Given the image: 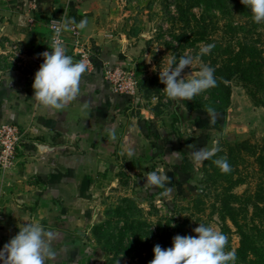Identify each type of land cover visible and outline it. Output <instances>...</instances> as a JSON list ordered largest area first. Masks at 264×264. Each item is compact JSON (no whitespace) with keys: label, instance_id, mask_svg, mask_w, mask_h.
Masks as SVG:
<instances>
[{"label":"rangeland","instance_id":"rangeland-1","mask_svg":"<svg viewBox=\"0 0 264 264\" xmlns=\"http://www.w3.org/2000/svg\"><path fill=\"white\" fill-rule=\"evenodd\" d=\"M195 2L199 7L189 9L191 0H109L99 8L102 35L127 47L126 64L114 67L116 93L126 96L154 147L139 146V181L122 172L120 185L103 198L102 222L88 245L105 264H150L157 244L169 248L176 235H194L199 223L228 236L226 250L236 252V264H264V23L253 22L242 0ZM186 11L196 16V32L181 22ZM185 54L199 58L182 77H195L206 64L217 85L174 101L163 92L160 70L172 55ZM217 145L221 151L193 163V146ZM178 149L185 157L179 168L165 159ZM220 157L230 172L214 163ZM156 169L169 176L168 187L145 189L144 176Z\"/></svg>","mask_w":264,"mask_h":264},{"label":"crops","instance_id":"crops-1","mask_svg":"<svg viewBox=\"0 0 264 264\" xmlns=\"http://www.w3.org/2000/svg\"><path fill=\"white\" fill-rule=\"evenodd\" d=\"M108 1L0 0V127L12 123L24 135L14 164L0 169V242L8 243L20 226L39 222L56 233L57 255L47 264H105L103 254L88 245L91 230L102 222L103 198L120 185L122 172L139 181L138 151L154 148L126 96L100 74L126 64L123 41L106 38L99 25V8ZM85 17L88 26L78 29L79 41L95 57L87 64L80 96L63 110L36 107L32 84L42 53L51 51L53 21ZM62 37L67 54L83 59L72 33ZM180 149L173 160L165 156L178 168L185 158Z\"/></svg>","mask_w":264,"mask_h":264},{"label":"clouds","instance_id":"clouds-1","mask_svg":"<svg viewBox=\"0 0 264 264\" xmlns=\"http://www.w3.org/2000/svg\"><path fill=\"white\" fill-rule=\"evenodd\" d=\"M68 3V0H65ZM251 9L254 23H264V0H242ZM88 26L85 17L79 22L74 18H64L53 24L51 51L42 53L44 62L35 73L32 88L36 107L51 110H63L71 102L77 100L81 94V81L88 65L83 60H76L67 54L62 35L73 29L83 30ZM215 44H206L200 49V54L210 53ZM199 58L185 54L177 57L172 55L166 65L160 70V81L165 85L163 92L172 100H191L217 85L215 69L208 65L199 68L195 77H182L186 67H191ZM87 104V101H85ZM209 113H213L209 109ZM111 140L117 139L115 130L109 133ZM126 139V138H125ZM221 151L217 145L213 148H195L189 153L194 164L210 159L214 153ZM131 155V152L129 153ZM214 163L223 171L230 172L231 165L226 158L215 159ZM144 188L164 187L169 180L166 173L150 171L146 173ZM170 189L165 192V195ZM194 235H176L172 246L162 248L157 244L154 249V259L150 264H236L237 254L233 250H226L228 236L214 229L211 225L199 223ZM56 233L46 230L39 222L22 225L8 243L0 249V264H47V260L57 255L52 246Z\"/></svg>","mask_w":264,"mask_h":264},{"label":"built area","instance_id":"built-area-1","mask_svg":"<svg viewBox=\"0 0 264 264\" xmlns=\"http://www.w3.org/2000/svg\"><path fill=\"white\" fill-rule=\"evenodd\" d=\"M64 3L65 0H62ZM55 23H59L56 22ZM53 24L54 21L51 25V28L53 29ZM73 37L76 39L75 42V50L77 51V55H80L83 60L88 65H93L92 61L94 59V55L90 52V50L85 49L86 47L81 44L79 41V31L78 29H73L71 31ZM64 40L65 46L66 41ZM51 46H52V41H51ZM100 74L104 75L106 77L108 83L112 86L113 90L115 92H118L120 89V86H117V81L119 72L115 68H107V69H102L100 71ZM24 140V135L21 131V129L12 123L4 124L0 127V169H7L11 167L14 164V161L16 159V156L18 154V151L22 149V144ZM4 247V244L0 242V249Z\"/></svg>","mask_w":264,"mask_h":264},{"label":"trees","instance_id":"trees-1","mask_svg":"<svg viewBox=\"0 0 264 264\" xmlns=\"http://www.w3.org/2000/svg\"><path fill=\"white\" fill-rule=\"evenodd\" d=\"M197 1V0H195ZM193 0H191V3H190V6H189V9H191L192 7H196L198 8L199 5H198V2H195ZM189 11H186V15L183 17V20L181 21L184 25V27L187 29V31L191 30V32H196L195 29L197 28V24L195 23H192L194 21H196V16H193L191 14H188ZM195 17V18H194ZM195 26V27H194ZM241 31H243V28H239ZM225 82V80L223 81V83ZM221 85H224V84H221ZM248 214V212H247ZM253 215H255V212L253 213Z\"/></svg>","mask_w":264,"mask_h":264},{"label":"water","instance_id":"water-1","mask_svg":"<svg viewBox=\"0 0 264 264\" xmlns=\"http://www.w3.org/2000/svg\"><path fill=\"white\" fill-rule=\"evenodd\" d=\"M129 133H130V131L127 132V137H128V134H129ZM125 142H127V141H125Z\"/></svg>","mask_w":264,"mask_h":264}]
</instances>
